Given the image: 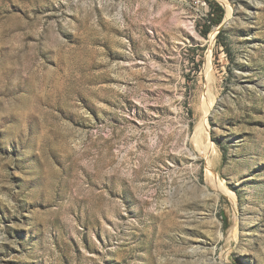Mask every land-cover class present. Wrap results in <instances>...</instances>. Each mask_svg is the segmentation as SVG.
<instances>
[{"label": "rangeland", "instance_id": "rangeland-1", "mask_svg": "<svg viewBox=\"0 0 264 264\" xmlns=\"http://www.w3.org/2000/svg\"><path fill=\"white\" fill-rule=\"evenodd\" d=\"M0 264H264V0H0Z\"/></svg>", "mask_w": 264, "mask_h": 264}, {"label": "trees", "instance_id": "trees-1", "mask_svg": "<svg viewBox=\"0 0 264 264\" xmlns=\"http://www.w3.org/2000/svg\"><path fill=\"white\" fill-rule=\"evenodd\" d=\"M217 8H218V7H217ZM220 11H221V10H220ZM212 15H214V14L212 13ZM210 20L212 21V24H213V25H218V24L220 23V17L217 18V20H212L211 18H210ZM220 34H221V32L218 33V36H219ZM223 46L226 47L225 44H223Z\"/></svg>", "mask_w": 264, "mask_h": 264}]
</instances>
